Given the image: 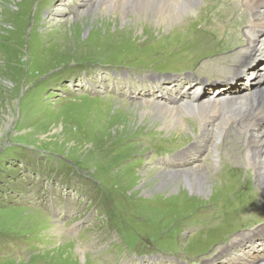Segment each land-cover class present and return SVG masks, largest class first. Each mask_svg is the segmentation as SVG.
<instances>
[{"label":"rangeland","instance_id":"1","mask_svg":"<svg viewBox=\"0 0 264 264\" xmlns=\"http://www.w3.org/2000/svg\"><path fill=\"white\" fill-rule=\"evenodd\" d=\"M88 2L0 0V264L251 263L250 240L235 238L264 218L236 220L235 211L260 189L234 158L241 129L234 125L217 145L215 136L205 145L194 112L182 109L181 117L196 125L170 132L149 112L134 118L129 109L161 91L135 97L155 76L170 85L161 95L165 103L170 96L197 92L204 100L264 86L252 75L264 66L258 52L264 41H256L264 24H256L246 68L235 61L249 42L229 47L237 35L244 39L250 23L242 0H199L173 27L142 17L143 28L135 30L127 24L134 26L138 10L123 21L118 12L95 21ZM166 162L203 163L224 186L210 183L206 193L194 194L180 180L161 187L158 170ZM241 184L256 192L240 193Z\"/></svg>","mask_w":264,"mask_h":264},{"label":"bare ground","instance_id":"2","mask_svg":"<svg viewBox=\"0 0 264 264\" xmlns=\"http://www.w3.org/2000/svg\"><path fill=\"white\" fill-rule=\"evenodd\" d=\"M197 1L199 2V0H91V2L87 3L89 7L86 4L84 5L86 6V8L88 7L87 10L94 9L96 11L97 15L95 17V21L102 20L105 22L107 20L110 21L112 19L111 14L113 12H118L117 18L123 21L127 14H131L133 10H136V11L138 10V12L140 13H138L136 16L131 17V19H134V21H136L134 26L132 25V23L127 24L128 26L130 25V28L131 26L134 27L131 29L135 30V29H139V27L143 28L144 26L143 24H145V22L144 20H142V17L146 19L148 18L151 20L154 19L156 21L155 25L158 28L162 26H165L166 28L169 26L173 27L174 23L176 24L177 22H179L180 19H182L183 17L188 15L189 12L194 10V8L196 7L195 4ZM220 1L222 3L223 0H220ZM242 1L249 9L250 14L248 15L249 17H251V18H246L243 16L245 18L244 21L247 23V20H248L250 21V23L247 24L245 27L244 39H242L240 35L239 37L237 35L235 39L236 41L231 43L229 47L233 48L240 42L241 43L243 42L244 44L246 42H249L246 47H244L245 46L244 45L241 48L243 49V51L240 53L239 58L235 61V62L240 63L237 66L240 67V66L246 65L245 67L247 68L248 61L252 57L250 56V51L254 44L253 43L254 36L257 33L256 24H264V0H242ZM227 8L229 12L230 8L229 7ZM85 10L86 9H84L83 11ZM141 12H144L143 13L144 15H142ZM228 12L225 11V13H228ZM83 19H86L87 21V18H83ZM234 24L237 26L239 22L237 23L234 22ZM261 28L262 27H259L258 30L260 31ZM259 31L256 35L257 37L256 41H258V45L261 46L264 41V38H263L264 36L261 37L263 40H259L260 38ZM262 31L264 30H261V32ZM205 32L210 33V31H205ZM245 33H246V36H245ZM250 34L253 35L252 40L251 39L248 40L246 38V37L249 38ZM237 38L238 39L241 38V41H238ZM205 40H208V39H205ZM222 41L224 40L221 39V42ZM227 44L228 43H226V45ZM262 46L263 47H260L258 49V52L260 53L261 51H264V44ZM245 59H248L247 63L245 62ZM254 65L258 66V63H255ZM263 69H264V66H260V68L258 67L257 69L252 71V75H254L255 78H257L253 80L255 85L258 83L257 81L264 79ZM258 70L261 75L256 74ZM235 75L236 73H234L233 77H235ZM180 79L181 78H178V77H174V78L172 77L169 80L171 81V83L179 84ZM237 80L240 81V78L238 77ZM157 81H160V80L157 79V77L155 76L152 80V83L148 85L149 89L148 90L144 89V90H147L146 92H144V95L135 96V97L136 98L141 97L140 99H145L146 98L145 94H148V92L151 93V91L158 90L159 88L161 91L156 92L158 94H155V96H151L150 98L152 100H145L144 102L135 103L136 105H142V106H139V109L137 110L135 106L133 107L130 106L129 110H131L132 113L130 112L129 114L134 113L132 117L136 118L137 113H141L142 116L143 115L147 116L148 114L145 112H149L150 114L158 118L160 122L162 121L164 125L167 127L168 131L171 132V130L173 131L179 128L180 129L185 128V127L187 128L188 125H192V124L196 125L195 120H192L191 122H184L183 118L181 117L182 112H183L182 109L194 112L197 118L203 122V126H202L203 129L198 137L204 136L205 134H207V138L205 140L207 143L205 145H208V142H209L208 138H212V136L213 137L215 136V139H216L215 142L217 145L218 140L220 139L222 135H224V133L227 132V130L231 129L232 126L234 125L238 126L241 129V131L239 132L241 134V137L240 138L238 137L236 140H234V144L232 143L234 147V152H235V156H234V158L236 159L235 161L239 163L238 166L243 168L245 170V173L248 176L250 175V179H251V176H254L255 180L258 182L260 189L256 193L257 196L254 197L253 200L247 201L249 204L246 205L243 210H242V207H243L242 206V207H239V209L235 211L236 212L235 215L237 216L236 220L240 218H242L243 221L252 219L254 222L260 216L264 218V209L258 208L257 206V202H260V204L264 208V86L253 87L250 89L251 90L250 92L248 93L246 92L247 94L245 93V94L239 95L233 92L234 94L233 93L224 94L219 98L217 96L213 97V95H209L207 96L208 99H204V100H199L201 97V93H197V92H195L194 95L191 96L190 98L188 99L182 98V100L169 95L170 96L169 99L171 101L165 103L164 101H162L161 95L162 96L167 95L168 93L171 92V91H168L167 89V88H170L169 87L170 85L164 82L159 83ZM231 84L232 83L229 82L224 86L228 88L230 87ZM177 87L178 86L174 85L173 89L175 90ZM157 98H159V100H156L158 102H154L153 100ZM127 101L129 100L127 99ZM159 101H162L163 103ZM120 105L122 107L129 106L124 103H121ZM216 120H218L219 123ZM214 124H217V125H214ZM185 132H187V130ZM214 151H215V148H214ZM188 154H190V152H185L182 154L181 157L187 156ZM218 159L220 160V158ZM219 163H220L219 166L221 168V164H222L221 161ZM163 166L165 170L163 169L158 170V172L162 174V175H159L160 176L159 185L161 187L168 186L169 184L174 183L175 180L176 181L180 180L182 181V184L184 183V185L188 188V190H190L191 193L194 194V193H203V192L206 193L208 190H210V187H209L210 183H212L214 187L216 186V188L214 189H221L224 186L223 183H220L219 181L211 178L212 175L210 176V171L208 170L206 165L203 163L196 164L189 168L172 167V165L167 164V162L164 163ZM231 168L233 169V172H235V170H239L238 167H235V168L231 167ZM214 177L216 178L217 175H214ZM226 180L229 181L228 179ZM251 180L249 181V184ZM242 181H244V183L246 184V179H242ZM245 184L243 185L241 184V186L239 187L240 193H244L245 191L249 189L250 190L253 189L251 185L247 186L246 189H242L241 187L244 188ZM253 191L254 193L256 192L254 189ZM234 196H236V194H234ZM207 220L208 218L205 220V223L208 222ZM64 232L66 233V231ZM256 236H262L264 238V224L259 226L255 231H246V232L239 234L235 238V240L237 241H240L242 239L250 240L249 247L252 248V253L250 254H254V255L250 257L251 263L249 264H264V240L254 241L256 239ZM231 243H234V242H231ZM255 247L257 248V250L255 249ZM228 249L229 247L227 246L225 251H227ZM79 251L81 250L79 249ZM150 258H153V257H150ZM145 259L146 258H144L143 260ZM141 260L142 259L136 258L124 264H137V263L143 264Z\"/></svg>","mask_w":264,"mask_h":264}]
</instances>
